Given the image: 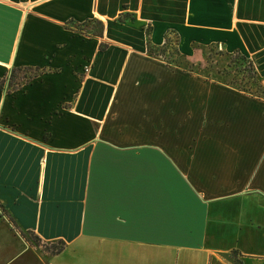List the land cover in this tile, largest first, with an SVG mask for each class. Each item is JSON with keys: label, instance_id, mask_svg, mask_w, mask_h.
<instances>
[{"label": "crops", "instance_id": "obj_1", "mask_svg": "<svg viewBox=\"0 0 264 264\" xmlns=\"http://www.w3.org/2000/svg\"><path fill=\"white\" fill-rule=\"evenodd\" d=\"M149 27L264 88V0H0V264H264V98Z\"/></svg>", "mask_w": 264, "mask_h": 264}, {"label": "trees", "instance_id": "obj_2", "mask_svg": "<svg viewBox=\"0 0 264 264\" xmlns=\"http://www.w3.org/2000/svg\"><path fill=\"white\" fill-rule=\"evenodd\" d=\"M95 25L99 28L101 27L100 22H95ZM97 28H95L96 30ZM146 35L148 37V53L149 55L160 58L163 61L166 62L167 66L171 69L174 70H183V71H188V72H195L191 66H189V63L192 62L193 59L182 55L179 51V36L177 33L173 31H169L166 36H165V43L161 47H156L151 44L150 42V35H151V28H147L146 30ZM200 46L195 47V50H198ZM214 48V46L208 47L207 49ZM229 58H231V62L237 65H243L246 64V67L249 69V72L247 73V68L245 67L244 70H239L237 74L234 75L233 80L226 81L224 82L227 86L234 87L242 92L248 93L250 95L256 96V97H261L260 95L252 92L251 90H248L246 87H251L254 86L256 90L258 91H264V88L261 86L259 83L258 77H257V72L254 68V65L251 61H249L245 56H243L239 52H235L233 55H229L228 53L225 54ZM42 73L39 69H34V68H18V69H13L9 82H8V87L11 89H17L20 87L19 81H20V75H23L21 79L23 78H28V82L33 81L38 75L35 74L34 77H27L28 73ZM230 75L229 73H226V77ZM29 238L30 241L35 245V246H42L41 241L38 237H35L34 234L29 233ZM65 246V243L63 242H58L52 246H46L43 245V248L46 252L56 255L59 254L63 251Z\"/></svg>", "mask_w": 264, "mask_h": 264}, {"label": "rangeland", "instance_id": "obj_3", "mask_svg": "<svg viewBox=\"0 0 264 264\" xmlns=\"http://www.w3.org/2000/svg\"><path fill=\"white\" fill-rule=\"evenodd\" d=\"M225 54L226 52L217 46L211 49L201 48L197 51L194 59L191 63H189V66H191L195 72L201 73L211 79L219 80L221 82H230L233 80L234 75L237 74L239 70H244L246 64H234L231 62V58ZM246 72H249L248 68ZM226 73H229L230 75L226 77ZM35 74L37 75V73H28L27 77H34ZM27 79L28 78L21 79L20 77V86H23L24 84H30L32 82H28ZM246 88L264 98V91H258L254 86Z\"/></svg>", "mask_w": 264, "mask_h": 264}, {"label": "built area", "instance_id": "obj_4", "mask_svg": "<svg viewBox=\"0 0 264 264\" xmlns=\"http://www.w3.org/2000/svg\"><path fill=\"white\" fill-rule=\"evenodd\" d=\"M84 71H85V74L88 73V72L90 71V66H87V67L84 69Z\"/></svg>", "mask_w": 264, "mask_h": 264}]
</instances>
